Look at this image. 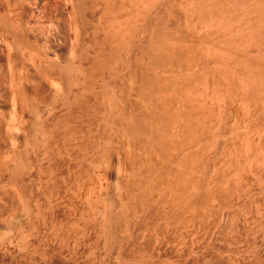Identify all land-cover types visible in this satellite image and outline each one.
I'll list each match as a JSON object with an SVG mask.
<instances>
[{"label": "rangeland", "instance_id": "obj_1", "mask_svg": "<svg viewBox=\"0 0 264 264\" xmlns=\"http://www.w3.org/2000/svg\"><path fill=\"white\" fill-rule=\"evenodd\" d=\"M0 264H264V0H0Z\"/></svg>", "mask_w": 264, "mask_h": 264}]
</instances>
